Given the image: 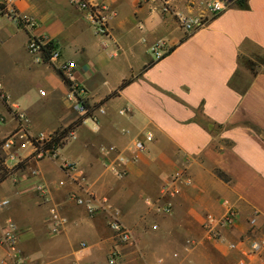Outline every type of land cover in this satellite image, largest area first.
Listing matches in <instances>:
<instances>
[{"label":"crops","instance_id":"0c3cea01","mask_svg":"<svg viewBox=\"0 0 264 264\" xmlns=\"http://www.w3.org/2000/svg\"><path fill=\"white\" fill-rule=\"evenodd\" d=\"M83 1L109 16L107 36L95 33L74 0H13L17 18L34 28L0 15V169L17 164L1 149L18 124L13 106L25 113L31 135L81 116L59 76L61 63H75L67 79L90 107L100 104L54 159L21 151L23 168L0 182V201H10L0 207V237L6 221L17 224L19 264H108L115 247L108 224L117 218L133 235L131 245L118 247L117 264H237V251L211 243L221 252L216 259L197 247L204 216H221L226 204L238 212L228 241L251 225L264 237V0H228L216 16L206 7L211 0H171L175 12L202 23L190 34L159 3ZM31 36L52 41L59 59L35 63L26 48ZM147 133L153 141L135 150ZM110 147L109 160L124 161L121 177L105 165L101 149ZM180 172L191 183L165 193ZM147 201L169 202L172 213L157 215ZM51 208L67 219L60 234H53ZM0 264H15L1 243Z\"/></svg>","mask_w":264,"mask_h":264},{"label":"built area","instance_id":"2783aa9c","mask_svg":"<svg viewBox=\"0 0 264 264\" xmlns=\"http://www.w3.org/2000/svg\"><path fill=\"white\" fill-rule=\"evenodd\" d=\"M136 1L139 5L146 3H159L162 12L174 15L178 25L185 34L194 32L202 24L197 19L189 18L175 12L172 9L171 0ZM12 2L13 0H1L0 15L8 16L25 27L34 28L35 23L32 21L26 19L20 20L17 18V15L12 7ZM74 2H77L81 9L87 11V20L94 25L95 33L101 37L107 36L108 21L110 19L109 16L105 15L103 10L98 7H89L83 0H74ZM206 7L212 16H216L228 7V0H211L207 3ZM26 48L28 53L34 57V62L37 64L45 62L44 57L46 54L49 56L48 62L50 63L56 62L60 57L58 50L54 47V43L42 36L29 37ZM73 69H75L74 62L61 63L59 67V71L65 77L69 76ZM40 95L44 96L45 93L40 91ZM0 98H2L1 85ZM69 100L74 102V111L81 113V115L85 113L86 110H84L83 104L87 102L83 97L81 89L75 88L71 91ZM13 112L18 123L17 127L1 144V149L6 153V160L17 164L24 162L20 155L23 150L30 151V156L36 159H54L57 156L56 153L59 149V146L55 144V139L60 138V131L38 132L31 135L28 132L25 113L23 111H19L16 106H13ZM2 123L3 119L0 116V124ZM72 136L73 132L68 133L67 136L60 138V143H65ZM152 141L153 135L151 133H147L144 135V139L142 141H136L133 147L137 151H144L146 149V145ZM112 150V147L108 149H101V151L105 152V165H107L110 170L115 172L118 177H121L126 172L124 161L120 158L117 159L116 162L110 161L108 153ZM179 182L189 185L191 183V178L187 176L185 172H180L172 176V178L163 187L165 189V193H169L170 195L174 194L177 191L176 187ZM61 185H63V182H59V186ZM71 200H73L77 206L84 207L89 215H93L97 211V208L91 202L86 201L81 197L72 195ZM9 203L10 201L8 199H2L0 201V207H5ZM146 203L149 207H152L154 213L157 215L167 216L172 213V206L169 202L161 204L159 201H147ZM225 208V212L219 217L211 214L204 216L201 222L204 238L217 244L225 243L227 250L239 252L240 259L237 264H254L264 248V237L256 236L254 231L255 227L251 225V229L238 236L236 241H228L225 233L234 227L235 221L238 218V212L235 207L230 206L229 204H226ZM49 214L50 221L52 222L53 234H60L63 231V226L67 223V219L61 216L54 208L50 209ZM108 227L112 232V238L115 243L113 251L109 254L108 264H117L119 259L118 247L131 245L133 243V235L132 232L117 218L111 219ZM151 229L155 231L157 230V226L152 225ZM0 243L7 249L11 262L19 264L21 259L19 256L18 227L14 221L8 220L4 224L1 232ZM81 248L87 249L88 247L87 245L82 244Z\"/></svg>","mask_w":264,"mask_h":264},{"label":"trees","instance_id":"16d2710c","mask_svg":"<svg viewBox=\"0 0 264 264\" xmlns=\"http://www.w3.org/2000/svg\"><path fill=\"white\" fill-rule=\"evenodd\" d=\"M246 3H247V0H236V4L238 6H245ZM54 47H55V45H54ZM48 58H49V56H48V54H46L45 57H44V61L48 62ZM150 64H152V63H149V65ZM59 76L61 77V79L63 80V82L65 83V85L69 88L70 92L75 89V87H72V83L60 71H59ZM131 81H132V78H129V79L124 80L120 84V86L118 87V89L115 92L111 93L106 99L111 98L113 96H116L119 93V91L122 88H124L127 84H129ZM83 106H84V110H86L83 115H81L80 117H78L76 119V121H74L73 123H71L67 127L59 129V131H60V138L67 136L68 133L74 132L75 128L77 126H79L83 122V120L86 119L92 113V111L94 109L98 108L100 106V104L94 105V107H90L88 105V103H84ZM60 138L55 139V144L58 145L59 148L64 145V143H60ZM1 163H2V159L0 158V164ZM23 166H24V162L17 164L11 170H5V169L1 168L0 170L3 173L0 176V182L3 181L8 174H11L13 171L19 170V169L23 168ZM217 174L220 177H223L224 178V176L221 173L217 172Z\"/></svg>","mask_w":264,"mask_h":264},{"label":"rangeland","instance_id":"374dc122","mask_svg":"<svg viewBox=\"0 0 264 264\" xmlns=\"http://www.w3.org/2000/svg\"><path fill=\"white\" fill-rule=\"evenodd\" d=\"M34 93H35V92H32V95H34ZM38 95H39V94H38ZM37 97H38V96H37ZM43 100H44V98H43V97H40V96L36 99L37 102H43ZM78 113H79V112H78ZM74 121H76V120H74ZM250 229H251V228H250ZM250 229H249V230H250ZM249 230H248V231H249ZM211 243H213V242H210V241L206 240V239L203 237V241H200V243L198 244L199 246L197 247V253H199V252L201 253V251H204L205 253L210 254L211 256H213V257H215V258H216V256L221 255V252H220V251H218L215 247L209 245V244H211ZM218 246H219V247L223 246V247L227 248L225 243L218 244ZM216 259H217V258H216ZM199 262H200V261H199ZM199 262H197V264H199ZM200 263H201V264H207V263H202V262H200ZM215 264H225V262H224L223 260H220V261H216ZM259 264H264V248H263V250H262V252H261V254H260V261H259Z\"/></svg>","mask_w":264,"mask_h":264},{"label":"water","instance_id":"95a60500","mask_svg":"<svg viewBox=\"0 0 264 264\" xmlns=\"http://www.w3.org/2000/svg\"><path fill=\"white\" fill-rule=\"evenodd\" d=\"M230 1H232V0H230Z\"/></svg>","mask_w":264,"mask_h":264}]
</instances>
